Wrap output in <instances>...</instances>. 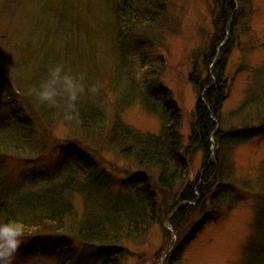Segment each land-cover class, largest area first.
Here are the masks:
<instances>
[{
	"label": "rangeland",
	"instance_id": "1",
	"mask_svg": "<svg viewBox=\"0 0 264 264\" xmlns=\"http://www.w3.org/2000/svg\"><path fill=\"white\" fill-rule=\"evenodd\" d=\"M108 1L75 0L74 7H68L70 3L60 5L59 0H0V62L8 68L9 81L14 79L28 94L27 105L13 95L28 119L34 122L31 112L40 113L38 124L27 132L23 151L2 158L0 170L7 173L9 187L16 195L51 187L67 171L66 163L77 160L91 167L81 169L98 177L81 183L78 190L94 194L90 206L103 211L111 199L119 202V195L129 199L146 180L154 203H163L157 215L164 221L157 219L140 238L123 240L118 245L119 264H254L248 251L258 243L256 238H264L257 227L264 194V132H257L264 125L257 107L258 86L264 87V0H234L231 17L222 14L225 0H167L163 13L153 18L152 30H147L149 37L137 40L132 49L123 46L126 36L119 34ZM58 6L76 19V28L71 29V20H60ZM87 13H95L99 23L87 19ZM38 51L50 57L43 60ZM145 58L158 60L159 65L149 70L155 71L151 81L144 80L149 68ZM50 63H64L88 85H103L96 97L86 96L80 104L88 101L93 110L103 108L109 117L104 131L63 122L64 97L55 106L38 101L33 89L45 78L37 71ZM212 89L219 110L207 98ZM162 100L170 104L167 114L173 109L179 116L183 143L181 150L177 143L178 148L169 151L186 160V170L178 176L183 181L166 192L153 189L147 177L135 179L138 171L146 170L158 183L160 171H149L131 155L136 135L142 139L161 134ZM200 103L216 126L208 146L203 135L200 142L195 139ZM207 121L204 115L198 125ZM114 126L125 132L127 143L119 142L120 131ZM244 129H251L250 134L241 135ZM184 182V187L196 184L198 199L184 220L172 223L171 213L184 204H174ZM75 200L81 218L84 200L78 195ZM42 229L28 227L14 264H86L85 258L88 264H101L103 251H109L105 262L113 258L109 244H88L74 236L70 240L57 228ZM92 254L99 258L96 262Z\"/></svg>",
	"mask_w": 264,
	"mask_h": 264
},
{
	"label": "trees",
	"instance_id": "2",
	"mask_svg": "<svg viewBox=\"0 0 264 264\" xmlns=\"http://www.w3.org/2000/svg\"><path fill=\"white\" fill-rule=\"evenodd\" d=\"M59 1L60 5L64 3L63 1H66L64 5H66L67 2L70 3L67 4L68 7H74L75 4V0ZM168 1L109 0L108 2L111 6V14L117 23L118 32L121 36H126L124 38L123 46H130L129 48L132 49L131 47L137 42V40L143 37H149L147 35V30H152L150 26L153 18L156 14L163 13V8L166 6ZM54 8L56 11L58 9V11L55 12L58 14L60 20L69 19L71 20V29L76 28L73 26V23H76V19L72 17L70 13L67 15L66 11H63L61 6H58L57 9L56 7ZM234 8V0H229L227 2L225 0L222 14L226 17L231 11L233 12ZM73 10L71 8L69 12ZM95 13L94 16L93 13H87L85 16L87 19L93 17L95 19L94 22L99 23V18L95 16ZM229 15L230 17L232 16L231 14ZM119 40L122 41V38H119ZM143 42L146 43L144 40ZM25 46L27 47V45ZM20 48L23 52L28 53V49L24 48V45H21ZM7 53H5L6 57H8ZM36 55H41V59L43 60L50 57V55L42 54L39 51ZM10 56H12L11 53L9 57ZM33 57L36 58L37 61L40 59V57L37 58V56L34 55ZM145 60L149 68L144 80L147 81L149 77V81H151V77L155 71L150 74L152 71L149 70L159 65L157 62L158 60H147V58H145ZM41 68L42 66L37 72L39 74L41 73V75L46 78L48 66L45 65L43 69ZM7 69L6 65L0 62V168H2L1 161H4L2 160L3 157H8L11 155L10 153L13 152L17 153L19 151H23L22 144L27 143L29 139L27 132L32 130L34 122L38 124V119L40 117V113L38 111H35L37 114L32 111L31 116L33 117L34 122L31 121L28 119L29 114L25 112V108H22L19 104H17L13 95L16 94L22 102L27 105L28 94L21 90L20 86L14 79L9 81L5 75ZM34 75L38 76V74ZM209 80L210 77L207 78V82ZM133 88L137 89L136 86H133ZM258 89H260L261 94L260 97L258 95L259 100L257 102V107L259 108L258 117L262 118L264 116V87L258 86ZM137 96L139 95L137 94ZM156 97H159V95H156ZM213 97L214 95L212 89L207 93V98L214 104L215 101ZM141 98L144 100L142 96ZM88 100L90 101V99ZM87 104L88 101L84 105L83 103L80 104L81 118L78 123H80L83 128L90 131H104L109 126V122L107 121L109 117L107 113H102L103 108H101L100 105L93 110ZM218 104L219 103L217 102V104L213 105V107L217 110H219L217 106ZM160 105L163 111L161 114L163 116L161 134L142 137V139L136 135L134 137L135 140L131 143V148H133L131 155L140 162L142 167H146L149 171L153 172V170H155L157 173L160 171L158 183H156V180L153 179L154 176L146 170L138 171L135 179H137L138 176L140 180L142 179L141 177H147L152 180V184H150V186H154L155 188L153 189L159 191L158 189L160 188L163 192H166V190H168L173 184H178L183 181V179L178 178V176L186 170V160L183 155H177L176 153L174 154L170 152L173 147H177V143H180V150L183 146L178 131L180 129L179 116H176L173 109H170L171 112L167 114L166 111L168 110L170 104H167L165 100H162ZM198 112L200 115H198L195 123L193 124L195 139L200 142L198 138H202L203 135L205 137V145L208 146L212 134L216 131V126L213 120H210L209 118L207 106L200 103ZM204 115L208 117V121L204 123L203 126H199L198 121ZM173 118L175 119L172 121ZM261 126L262 129H258L257 132H264V125ZM114 128L115 131H120V133H118L119 135H117L119 142L127 143L125 132L117 126H114ZM249 128L252 129L251 126ZM251 129L241 130V135L246 136L245 133H243L244 131H248L246 134H250ZM197 131L198 133H196ZM172 135H176L175 138H172ZM66 166L67 171L58 183L53 184L51 187H44L37 192H28L23 195H16V193H13V189L9 187V178L6 177L7 173L4 174V171L0 170V220L3 219L2 221H7L9 219L20 218L25 221L30 229L43 230L42 228L54 227L59 230L60 234L68 236L69 239L71 236H74L76 240L88 244H92L94 242H97L102 246L109 244L112 248L113 254H111L113 255V258L105 262L106 254L109 253V251H103V254L105 253V255L101 256V264H119L120 249H118V245H120L123 240L136 239L144 236L148 232L149 228L156 223L157 219H162L161 216L158 217L157 214L163 203L158 201L157 203H154L152 195H150L147 191L149 184L145 180L143 182H146L147 184L140 182V186L133 196L129 197V199L119 195V197H117L119 202L111 199L106 210L97 211L94 205L90 206L89 204L93 199L92 196L95 195H84L82 191L80 192L78 190L81 183L90 179L94 180L98 178L96 173L91 171L86 172L84 169H81V167H91L88 164L82 165L81 163H77V160L68 161ZM184 184L185 182L182 184L183 186L181 185L182 187L180 186L182 189L179 188L174 203L175 206L179 201L184 204L178 209L175 207V214L174 212L171 213V217L168 216L170 209L166 213V217H170V222L172 223H179L181 218L185 219L186 216H188L187 213L191 209L193 202L198 199V196L195 193L196 184H187L185 187ZM85 189L90 190V193L93 190L87 188ZM219 190L222 194L223 189L219 188L218 191ZM75 195H78V198L84 200L83 204L85 205V211L81 218H78L79 215L75 205ZM261 199V203L258 207L259 218L257 224L260 233L264 231V194L261 195ZM160 213L161 215H164L162 212ZM172 214H174V216ZM162 220L164 221V219ZM256 239L258 243L249 249L248 259H250V261L254 264H264V238ZM182 243H179L176 250H180ZM178 256L179 254L174 257L178 258ZM174 257H172L171 260H173ZM92 258V262H96V260L99 259L95 254H92ZM89 261V258H85L86 264H88ZM173 264H175V261Z\"/></svg>",
	"mask_w": 264,
	"mask_h": 264
},
{
	"label": "clouds",
	"instance_id": "3",
	"mask_svg": "<svg viewBox=\"0 0 264 264\" xmlns=\"http://www.w3.org/2000/svg\"><path fill=\"white\" fill-rule=\"evenodd\" d=\"M103 85L99 82L88 85L84 77L74 74L64 63H50L46 78L33 92L41 104L55 106L58 98L64 97L62 121L78 123L81 118L80 102L84 97H96ZM28 225L23 219L0 221V264H14L16 254L25 243Z\"/></svg>",
	"mask_w": 264,
	"mask_h": 264
},
{
	"label": "bare ground",
	"instance_id": "4",
	"mask_svg": "<svg viewBox=\"0 0 264 264\" xmlns=\"http://www.w3.org/2000/svg\"><path fill=\"white\" fill-rule=\"evenodd\" d=\"M229 1V0H226V2Z\"/></svg>",
	"mask_w": 264,
	"mask_h": 264
}]
</instances>
